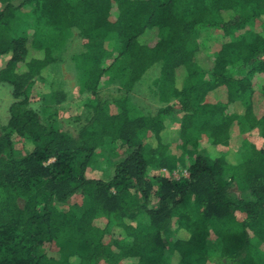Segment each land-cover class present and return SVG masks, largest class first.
<instances>
[{
	"label": "trees",
	"instance_id": "1",
	"mask_svg": "<svg viewBox=\"0 0 264 264\" xmlns=\"http://www.w3.org/2000/svg\"><path fill=\"white\" fill-rule=\"evenodd\" d=\"M31 5L29 36L16 14ZM252 22L261 29L250 33ZM43 28L75 30L82 40L74 61L89 112L75 136L29 104L28 89L56 62L38 36ZM209 29L223 43L202 65L190 42ZM149 32L154 42L142 43ZM110 35L125 64L103 68ZM0 57V83L13 99L0 133V264H264V151L251 144L241 163L217 151L237 122L260 128L264 140V114L257 118L251 102L254 86L264 84V0H0ZM154 65L162 105L144 113L129 93ZM234 65L241 78L229 71ZM221 87L224 106L207 100ZM177 115L171 132L167 121ZM202 138L210 145L197 153ZM178 144L184 152L176 157L169 151ZM99 148L129 151L105 179L87 173ZM185 155L187 178L146 177L184 165ZM76 195L83 207L60 208ZM52 244L60 255L50 253Z\"/></svg>",
	"mask_w": 264,
	"mask_h": 264
},
{
	"label": "rangeland",
	"instance_id": "2",
	"mask_svg": "<svg viewBox=\"0 0 264 264\" xmlns=\"http://www.w3.org/2000/svg\"><path fill=\"white\" fill-rule=\"evenodd\" d=\"M34 10L35 8L33 5L26 6L16 14V18L22 23V33L28 34L29 36L32 35L35 30ZM111 19H115L114 14ZM247 29L250 33L257 32L261 29V25L257 22H252L248 24ZM195 34L196 35L191 38V46L198 47L200 51H202L204 56H202V60L200 58V64L208 65L209 58H213L223 43L221 32L215 29H209L196 32ZM38 36L46 40V43L52 50L56 62L44 80H37L35 84L28 89L27 92L30 107L35 109L41 116V119L47 124L54 125L75 136L79 126L89 112L86 100L89 95L80 93L83 73L80 69L76 68L74 61L75 55L82 49V40L78 37L75 30L57 34L47 28H43L40 33H38ZM154 39V33L149 32L142 36L140 40L142 43H147L154 42ZM105 48L107 49L108 54L105 56L103 63L101 64L103 68H107L113 63L118 66L125 64V58L118 56L119 45L115 36L110 35L107 37ZM4 64L5 59L0 57V69ZM112 68L115 67L113 66ZM159 70V65H154L147 70L134 89L129 93V98L132 104L144 113H153L162 105L158 100L156 86L154 84L155 80L159 77ZM237 70L236 65L229 69L232 76L235 78H241L243 73ZM263 85L264 84L261 82H258L254 86L251 94L253 111L257 118H261L264 114V95L262 94ZM114 87L116 86H108V88L111 89ZM102 90L105 91L106 89L102 88ZM207 100L224 106L227 103L226 89L221 87L211 92L208 95ZM12 101L10 86L0 83V133L1 127L6 125L8 107ZM227 108L229 109V106ZM109 110L112 114L116 112V108L113 106H111ZM179 117L180 115H177L173 120L170 119L167 121V127L171 132L178 128ZM230 137L228 146H218L217 151L220 154L227 155V158H232L233 163H241L249 158V155L251 154L249 153V147L251 144H253L258 150L261 149L264 151V140L260 128L248 130L245 126H242L241 124L239 125L237 122L230 129ZM145 138L147 137L145 136ZM11 139L16 151L20 155H24L26 152L20 144L19 139L14 136H11ZM209 145L210 142L208 140L204 138L199 139L195 150H197V153H201L204 149L206 150ZM188 147L189 146H187V148ZM128 152V150H124L123 148H115L112 153L105 148L97 149L88 166L87 173L89 176L105 179L112 173L113 162L120 161ZM169 152L172 155L179 157L184 150L182 147H179L178 144L171 146ZM81 159V157L77 158V161H80ZM182 161L184 165H181L182 162L180 160L171 172H163L160 169L149 170L146 177L152 180L153 183L155 182V176H167L175 180L187 178V167L192 162V158H190L189 155H185ZM233 190L234 193L238 195V191L235 189ZM81 207H83V198L80 195H76L72 197L67 204L60 208L66 210L67 208L79 209ZM98 225L103 227L104 221H100ZM48 250L55 255H60L61 252L56 244L48 246ZM130 263L131 260H125L122 262V264Z\"/></svg>",
	"mask_w": 264,
	"mask_h": 264
},
{
	"label": "built area",
	"instance_id": "3",
	"mask_svg": "<svg viewBox=\"0 0 264 264\" xmlns=\"http://www.w3.org/2000/svg\"><path fill=\"white\" fill-rule=\"evenodd\" d=\"M164 172V171H163Z\"/></svg>",
	"mask_w": 264,
	"mask_h": 264
}]
</instances>
